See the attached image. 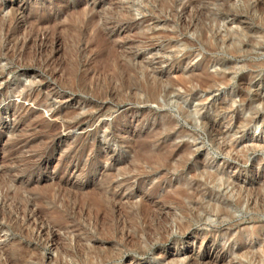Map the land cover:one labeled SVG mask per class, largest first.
<instances>
[{
    "label": "rangeland",
    "instance_id": "rangeland-1",
    "mask_svg": "<svg viewBox=\"0 0 264 264\" xmlns=\"http://www.w3.org/2000/svg\"><path fill=\"white\" fill-rule=\"evenodd\" d=\"M0 264H264V0H0Z\"/></svg>",
    "mask_w": 264,
    "mask_h": 264
},
{
    "label": "bare ground",
    "instance_id": "bare-ground-1",
    "mask_svg": "<svg viewBox=\"0 0 264 264\" xmlns=\"http://www.w3.org/2000/svg\"><path fill=\"white\" fill-rule=\"evenodd\" d=\"M129 84V83H128Z\"/></svg>",
    "mask_w": 264,
    "mask_h": 264
}]
</instances>
